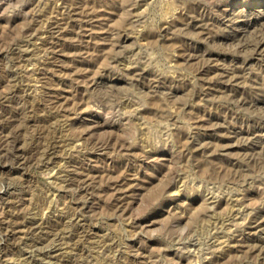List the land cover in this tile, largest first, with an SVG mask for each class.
<instances>
[{"label": "rangeland", "instance_id": "374dc122", "mask_svg": "<svg viewBox=\"0 0 264 264\" xmlns=\"http://www.w3.org/2000/svg\"><path fill=\"white\" fill-rule=\"evenodd\" d=\"M0 264H264V0H0Z\"/></svg>", "mask_w": 264, "mask_h": 264}]
</instances>
